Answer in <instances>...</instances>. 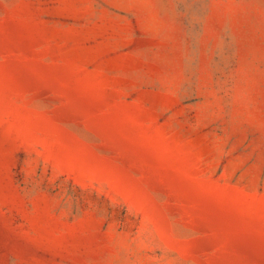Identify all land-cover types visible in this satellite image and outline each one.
I'll list each match as a JSON object with an SVG mask.
<instances>
[{
	"label": "rangeland",
	"instance_id": "1",
	"mask_svg": "<svg viewBox=\"0 0 264 264\" xmlns=\"http://www.w3.org/2000/svg\"><path fill=\"white\" fill-rule=\"evenodd\" d=\"M0 264H264V0H0Z\"/></svg>",
	"mask_w": 264,
	"mask_h": 264
}]
</instances>
